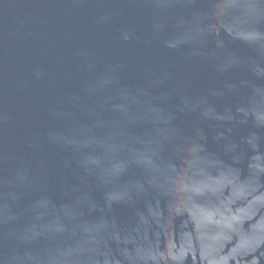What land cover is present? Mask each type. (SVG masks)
<instances>
[{"label":"water","instance_id":"1","mask_svg":"<svg viewBox=\"0 0 264 264\" xmlns=\"http://www.w3.org/2000/svg\"><path fill=\"white\" fill-rule=\"evenodd\" d=\"M0 264H264V0H0Z\"/></svg>","mask_w":264,"mask_h":264}]
</instances>
